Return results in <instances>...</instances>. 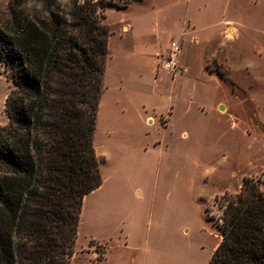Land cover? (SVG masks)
Masks as SVG:
<instances>
[{"label": "rangeland", "instance_id": "1", "mask_svg": "<svg viewBox=\"0 0 264 264\" xmlns=\"http://www.w3.org/2000/svg\"><path fill=\"white\" fill-rule=\"evenodd\" d=\"M115 1L128 5L103 19L111 35L94 145L104 178L84 199L73 264H88L89 245L103 256L90 239L113 223L159 236V264H210L225 194L245 176L264 190V0ZM20 7L44 9L0 0V16ZM179 37L185 73L173 75L161 57ZM5 68L0 59V126Z\"/></svg>", "mask_w": 264, "mask_h": 264}, {"label": "trees", "instance_id": "2", "mask_svg": "<svg viewBox=\"0 0 264 264\" xmlns=\"http://www.w3.org/2000/svg\"><path fill=\"white\" fill-rule=\"evenodd\" d=\"M0 16V59L12 81L0 126V264H73L84 198L103 183L95 149L111 32L128 2L40 0ZM210 264H264V190L245 176L225 194Z\"/></svg>", "mask_w": 264, "mask_h": 264}, {"label": "crops", "instance_id": "3", "mask_svg": "<svg viewBox=\"0 0 264 264\" xmlns=\"http://www.w3.org/2000/svg\"><path fill=\"white\" fill-rule=\"evenodd\" d=\"M128 27L129 25H127V28ZM179 39L180 40L176 41H179L180 43L181 54V37H179ZM219 107V111L223 113L229 110L227 105H222L221 103L219 104ZM137 192L140 193V191ZM108 213L110 214L108 217H112L116 212L115 209H112V211H109ZM81 221L82 215L80 222ZM107 227L109 229L102 233L100 237L90 239L95 240L97 242V246L101 249L104 248L103 256L100 255L97 248L93 249L94 247L89 245V249L85 250L86 257L88 258V264H159V236H155L153 240H151V237L148 239L147 231L139 224L123 227L120 224L113 223Z\"/></svg>", "mask_w": 264, "mask_h": 264}, {"label": "built area", "instance_id": "4", "mask_svg": "<svg viewBox=\"0 0 264 264\" xmlns=\"http://www.w3.org/2000/svg\"><path fill=\"white\" fill-rule=\"evenodd\" d=\"M180 52V43L179 41L174 40L172 42V46L170 51L167 53V55H163L161 57L163 64L162 68L165 70L171 72L173 75H183L185 73V69L180 64L178 59H176L177 55Z\"/></svg>", "mask_w": 264, "mask_h": 264}]
</instances>
